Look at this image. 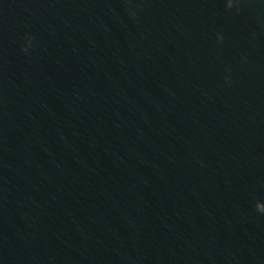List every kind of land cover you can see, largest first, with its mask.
Here are the masks:
<instances>
[{
	"label": "water",
	"instance_id": "95a60500",
	"mask_svg": "<svg viewBox=\"0 0 264 264\" xmlns=\"http://www.w3.org/2000/svg\"><path fill=\"white\" fill-rule=\"evenodd\" d=\"M0 264H264V0H0Z\"/></svg>",
	"mask_w": 264,
	"mask_h": 264
}]
</instances>
